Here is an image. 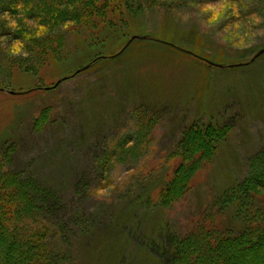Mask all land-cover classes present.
<instances>
[{"label": "rangeland", "instance_id": "obj_1", "mask_svg": "<svg viewBox=\"0 0 264 264\" xmlns=\"http://www.w3.org/2000/svg\"><path fill=\"white\" fill-rule=\"evenodd\" d=\"M59 2L56 23L52 0H0L19 23L0 19V164L52 226L48 264H176L175 238L264 151V0ZM208 4L236 9L213 22ZM25 16L47 31L36 36ZM16 40L28 55L11 53ZM192 127L214 159L162 205L193 160L170 158ZM221 225L245 228L236 204ZM242 250L236 264H257Z\"/></svg>", "mask_w": 264, "mask_h": 264}, {"label": "trees", "instance_id": "obj_2", "mask_svg": "<svg viewBox=\"0 0 264 264\" xmlns=\"http://www.w3.org/2000/svg\"><path fill=\"white\" fill-rule=\"evenodd\" d=\"M58 2L59 0H52L53 6L50 7L51 18L59 21L56 23H60L63 17L67 16L65 9L63 10ZM41 6L42 4L36 3V7L42 8ZM102 9L99 18L108 16V10L103 7ZM41 12L44 13L42 10ZM195 128L187 130L179 149L170 157H181L190 152L193 160L188 164L189 169L185 174L179 177V174L175 173L173 187L161 191L159 202L162 205H170L168 200L171 198L176 201L183 199L203 166L210 164L214 159L215 151L210 145H206L201 134H196ZM180 151L182 153H179ZM21 178L20 173L5 170L0 164V184L3 185L0 190V264H48L52 226L48 221H44L43 208L38 205V200L27 190V183ZM12 195L16 198L15 202L10 200ZM223 199L222 206L192 219L184 233L175 238L176 264H216L217 261L222 264H236L230 255L235 247L243 249L239 257L264 264L263 150L248 161L246 176L237 186L230 189ZM232 204H236L237 212L245 223V228L236 234L229 233L221 225L226 209ZM20 209L22 213L19 214ZM6 235H10V239Z\"/></svg>", "mask_w": 264, "mask_h": 264}, {"label": "clouds", "instance_id": "obj_3", "mask_svg": "<svg viewBox=\"0 0 264 264\" xmlns=\"http://www.w3.org/2000/svg\"><path fill=\"white\" fill-rule=\"evenodd\" d=\"M17 8H21L23 7L22 4L16 5ZM227 7H232L234 10L236 9V6L234 4L231 5H222L219 8L214 5V4H208L205 6V11L208 10H213L214 14L211 17V20L213 22H215L219 17H221L223 15L224 10H226ZM238 14V13H237ZM0 19L3 20H7L8 21V26L12 27L13 29H18L19 28V23H18V19L13 18L12 14L5 10L3 13H0ZM24 21L25 23H27L28 25L35 27L36 28V32L35 35L36 36H40L42 35L44 32L47 31L46 27L42 24H38L37 22L33 21V20H29L26 16L24 17ZM256 22H259V18H257ZM71 23V21H69L68 23H66L64 25L65 28H67L69 26V24ZM245 35H248V33H245ZM243 43V39L241 41ZM11 53L13 55H28L27 51L24 50V44L23 41L21 40H16L13 45L11 46Z\"/></svg>", "mask_w": 264, "mask_h": 264}, {"label": "water", "instance_id": "obj_4", "mask_svg": "<svg viewBox=\"0 0 264 264\" xmlns=\"http://www.w3.org/2000/svg\"><path fill=\"white\" fill-rule=\"evenodd\" d=\"M80 71V70H79Z\"/></svg>", "mask_w": 264, "mask_h": 264}]
</instances>
